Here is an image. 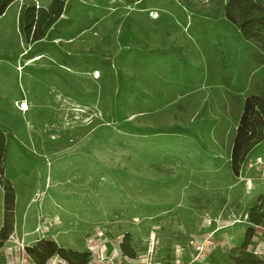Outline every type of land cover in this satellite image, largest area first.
Masks as SVG:
<instances>
[{
	"label": "rangeland",
	"instance_id": "obj_1",
	"mask_svg": "<svg viewBox=\"0 0 264 264\" xmlns=\"http://www.w3.org/2000/svg\"><path fill=\"white\" fill-rule=\"evenodd\" d=\"M226 1L11 2L0 264H264L247 220L264 211V141L230 168L244 99L264 97V35L245 39ZM30 9L19 48L12 17ZM41 239L77 255L39 263Z\"/></svg>",
	"mask_w": 264,
	"mask_h": 264
},
{
	"label": "trees",
	"instance_id": "obj_2",
	"mask_svg": "<svg viewBox=\"0 0 264 264\" xmlns=\"http://www.w3.org/2000/svg\"><path fill=\"white\" fill-rule=\"evenodd\" d=\"M13 0H0V16L5 8ZM27 11L22 10L19 15V24L27 23L26 29L30 30L33 22V10L27 16ZM224 16L232 23L236 24L245 39L253 40L264 35V3L258 0H227L223 8ZM28 20V21H27ZM23 32V31H22ZM264 141V97L258 95H248L243 102L241 114L236 126L235 135L232 141L230 168L234 175L238 174L239 167L247 154ZM4 153V136L0 131V176L2 174V158ZM4 204H11L13 201L12 189L9 186L3 195ZM8 209V207H7ZM6 217L0 228L1 238L5 239ZM247 220L254 226L264 227V211L260 206L250 207ZM254 231L253 227H248L244 235L246 246ZM27 251L39 263H43L49 257L58 254L66 260H70V255H77L76 252L66 251L60 248L51 240L41 239ZM82 264H86L83 262Z\"/></svg>",
	"mask_w": 264,
	"mask_h": 264
},
{
	"label": "crops",
	"instance_id": "obj_3",
	"mask_svg": "<svg viewBox=\"0 0 264 264\" xmlns=\"http://www.w3.org/2000/svg\"><path fill=\"white\" fill-rule=\"evenodd\" d=\"M11 5V3L5 8L6 10H4L3 14L0 16V20L4 19L5 17H7L8 13H9V6ZM12 21H13V25H14V29H15V33L17 35L18 38V44H19V48L21 46L22 40H23V34L19 31L18 26H19V19L17 20L15 17H12ZM15 52V51H14ZM23 54V53H21ZM19 111V110H18Z\"/></svg>",
	"mask_w": 264,
	"mask_h": 264
},
{
	"label": "bare ground",
	"instance_id": "obj_4",
	"mask_svg": "<svg viewBox=\"0 0 264 264\" xmlns=\"http://www.w3.org/2000/svg\"><path fill=\"white\" fill-rule=\"evenodd\" d=\"M35 59H37V57H36ZM18 108H19V111H20V112H26V111H28V105H27V103L24 102V101H22V102L19 104Z\"/></svg>",
	"mask_w": 264,
	"mask_h": 264
},
{
	"label": "built area",
	"instance_id": "obj_5",
	"mask_svg": "<svg viewBox=\"0 0 264 264\" xmlns=\"http://www.w3.org/2000/svg\"><path fill=\"white\" fill-rule=\"evenodd\" d=\"M258 162H259V163H261L262 161H261V160H259Z\"/></svg>",
	"mask_w": 264,
	"mask_h": 264
}]
</instances>
